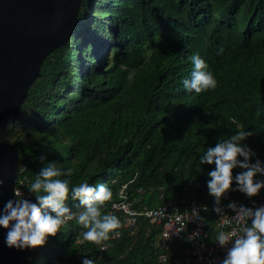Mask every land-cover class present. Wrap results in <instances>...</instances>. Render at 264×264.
Returning <instances> with one entry per match:
<instances>
[{"label": "trees", "instance_id": "trees-1", "mask_svg": "<svg viewBox=\"0 0 264 264\" xmlns=\"http://www.w3.org/2000/svg\"><path fill=\"white\" fill-rule=\"evenodd\" d=\"M94 29H101L97 38ZM104 47L112 49L110 58L100 56ZM193 54L205 61L214 89L197 94L184 88ZM27 121L34 137L12 142L27 189L54 162L64 173L58 179L69 182L65 203L73 212L82 211L71 198L73 187L107 185L112 197L100 209L105 215L127 185L133 206L160 205L161 195L195 197L207 204L202 216L215 234V198L207 187L215 165H200L202 155L246 130L253 135L241 143L255 153L249 162L259 159L264 166V0H82L72 37L46 57L11 124ZM8 130L6 138L16 136ZM243 171L233 169L228 192L235 196L245 194L235 181ZM257 195L264 197V188ZM140 223L136 236L119 228L121 236L105 241L110 246L100 257L99 245L83 239L87 229L67 221L31 249L28 264H82L84 258L160 264V228L146 234V220Z\"/></svg>", "mask_w": 264, "mask_h": 264}, {"label": "clouds", "instance_id": "clouds-1", "mask_svg": "<svg viewBox=\"0 0 264 264\" xmlns=\"http://www.w3.org/2000/svg\"><path fill=\"white\" fill-rule=\"evenodd\" d=\"M189 59L194 70L191 78L183 81L186 91L199 94L214 89L216 80L211 72L206 71L205 61L198 54L191 55ZM128 78L131 79L132 74ZM252 135V132L239 130L230 138L220 140L215 147L208 148L199 160L200 165H215V169L208 172L210 180L207 187L209 194L215 198L217 207L214 211L217 213L221 212L219 205L222 197L231 189L233 169L239 167L245 170L235 176L236 190L253 197L264 188V181L254 180L258 173L264 175V166L259 159L250 163V158L255 153L241 143ZM239 157H243V160ZM38 159L44 163L46 156L42 155ZM63 174L54 162H49L40 169L34 182L28 187L37 203L21 198L20 192L14 190L16 199H9L0 214V227L8 229L5 237L8 248L23 250L43 246L47 237L56 236L61 226L70 220H75L78 225L87 229L82 233L83 239L100 245L101 250L107 247L104 242L110 239L111 233L120 235L117 231L121 227L118 217L101 214V207L112 197L107 185L101 183L93 187L85 182L73 187L71 198L78 200L82 208V211L73 212L65 203L69 198V182L58 179ZM66 174L71 175V172ZM3 185L4 181L0 179V187ZM228 208L236 213L232 218L237 223H245L239 229L242 235L236 232L226 234L223 231L217 234L216 242L221 247L227 246L230 241L234 242L227 250L222 264H264V206L253 210L244 206L237 208L235 203H230ZM249 220L250 225L247 223ZM233 236L236 237L234 240ZM82 264H94V261L84 258Z\"/></svg>", "mask_w": 264, "mask_h": 264}, {"label": "water", "instance_id": "water-1", "mask_svg": "<svg viewBox=\"0 0 264 264\" xmlns=\"http://www.w3.org/2000/svg\"><path fill=\"white\" fill-rule=\"evenodd\" d=\"M82 0H0V128L19 117L46 57L68 41ZM21 156L15 143L0 141V214L16 199ZM0 227V264H28L32 248H8Z\"/></svg>", "mask_w": 264, "mask_h": 264}, {"label": "built area", "instance_id": "built-area-1", "mask_svg": "<svg viewBox=\"0 0 264 264\" xmlns=\"http://www.w3.org/2000/svg\"><path fill=\"white\" fill-rule=\"evenodd\" d=\"M25 166L19 169V179L16 191H19L21 198L28 199L32 202V195L26 186V177H21ZM128 186L124 185L118 195L119 200L112 204L111 214L117 215L121 222L120 229L127 231L130 236H136L139 232L140 222L146 220L143 229L146 234L150 231L151 226L160 228V233L156 243L158 249L157 258L160 264H222L225 259L227 250L234 244L230 241L227 246L221 247L216 242V236L223 231L226 234L236 232L242 235L239 229L245 222L237 223L232 217L236 213L228 208L230 203H235L237 208L244 206L255 210L264 206V197L256 195L248 197L246 194L235 196L229 192L221 199V212L215 215L216 232H208L206 229V221L202 214L207 210V204L199 202L195 197L192 198H169L164 199V203L157 206H149L143 204L141 206H133L127 192ZM142 191V189H139ZM217 205L214 202V208ZM251 224V220L247 222ZM118 231V230H117ZM110 234L111 239H116L121 236ZM236 237L233 236V240ZM107 247L101 250L99 245V256L102 257L105 250L110 246L109 242H104Z\"/></svg>", "mask_w": 264, "mask_h": 264}, {"label": "rangeland", "instance_id": "rangeland-1", "mask_svg": "<svg viewBox=\"0 0 264 264\" xmlns=\"http://www.w3.org/2000/svg\"><path fill=\"white\" fill-rule=\"evenodd\" d=\"M100 30L101 29H94L93 35H95L96 38H97V36L99 37L98 32ZM90 39H92V38H90ZM102 52H104L103 53V57H105L106 59L110 58V54L112 53L111 52V48H109V47H104V50ZM77 63H78V61H75V65H77ZM99 64L103 65L102 61L99 62ZM8 127L12 128V130L16 133V136H12L9 139L6 138L8 135H10V131L8 130ZM16 137H18L21 140H27V141L34 137L32 134L30 135L28 121L24 122L22 124H11V125H9V126H7L5 128H0V140L8 141V142H14ZM54 264H57V262H55Z\"/></svg>", "mask_w": 264, "mask_h": 264}, {"label": "bare ground", "instance_id": "bare-ground-1", "mask_svg": "<svg viewBox=\"0 0 264 264\" xmlns=\"http://www.w3.org/2000/svg\"><path fill=\"white\" fill-rule=\"evenodd\" d=\"M128 234V233H127Z\"/></svg>", "mask_w": 264, "mask_h": 264}]
</instances>
